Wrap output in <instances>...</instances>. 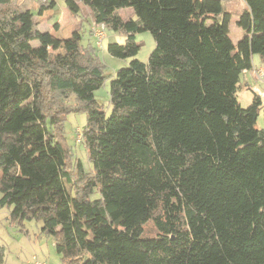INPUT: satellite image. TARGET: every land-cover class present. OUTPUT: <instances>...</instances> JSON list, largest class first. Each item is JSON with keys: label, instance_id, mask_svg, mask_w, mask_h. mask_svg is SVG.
I'll return each instance as SVG.
<instances>
[{"label": "trees", "instance_id": "16d2710c", "mask_svg": "<svg viewBox=\"0 0 264 264\" xmlns=\"http://www.w3.org/2000/svg\"><path fill=\"white\" fill-rule=\"evenodd\" d=\"M12 1L0 0V209L11 225L40 222L60 264H264V103L237 96L253 56L264 60V0L241 11L222 0H65L72 15L88 7L95 47L78 30L38 29ZM39 3V17L55 5ZM101 25L125 39L107 53L129 60L109 77L92 34ZM142 32L155 43L146 62L134 58ZM106 80L109 115L94 96ZM81 113L90 173L58 132ZM148 221L155 237L142 236Z\"/></svg>", "mask_w": 264, "mask_h": 264}, {"label": "rangeland", "instance_id": "374dc122", "mask_svg": "<svg viewBox=\"0 0 264 264\" xmlns=\"http://www.w3.org/2000/svg\"><path fill=\"white\" fill-rule=\"evenodd\" d=\"M40 1L44 0H13L12 5L16 9L27 10L34 14V20L37 22V28L42 31L49 32L53 37L57 39H68L70 34L74 30H78L81 35L82 46H87V44H92L94 46L93 40L89 38V28L91 26L90 11L88 7L81 6V10L77 15H72L65 6V0H53L55 5L52 10H48L42 13V15L36 16L38 8L40 6ZM47 1V0H46ZM227 9L239 10L242 7V0H222ZM117 14L122 18H133L132 11L130 9H121L117 11ZM236 18H232L229 22V36L231 40L236 43L242 35L241 30L236 25ZM58 24L56 28L54 25ZM106 38L103 40L102 47L99 48V55L104 65V76H112L114 73L128 65L127 60H121L111 57L107 51L106 47L109 43L123 44V38L121 35L115 34L110 30L105 31ZM135 42L139 45V51L134 57L135 59L146 62L149 54L155 47V43L152 35L149 32L138 33L135 36ZM95 47V46H94ZM252 69L251 71H245L240 75L239 78V89H238V101L242 107L249 105L252 99V94L256 93L260 96L261 101L264 103V80H258L253 72L258 69L264 71V60L258 56L254 55L252 58ZM108 81L106 80L102 87L94 92L96 101L104 108V111L109 115L111 111V106L109 104V94H108ZM68 105H73V99L67 101ZM86 122V115L81 114H69L66 116L64 122V131H58L59 136H64L66 139L67 148L70 149V163L79 162L82 164L84 170L90 173L92 165L87 160L86 148L83 145V140L77 143V135L81 133L82 127ZM258 127L262 125V114L260 113L258 120ZM69 146V147H68ZM98 195L95 194L92 198H97ZM25 230L28 231V235L18 233L20 238H42L43 248L47 249L50 253L48 259L49 264H60L59 258L56 252V241L51 236L41 235V223L30 221L24 223ZM15 230V228H14ZM16 232V231H14ZM157 234L156 229L151 221H148L143 226V237H155ZM1 238H6L0 232ZM47 261V260H46Z\"/></svg>", "mask_w": 264, "mask_h": 264}, {"label": "crops", "instance_id": "0c3cea01", "mask_svg": "<svg viewBox=\"0 0 264 264\" xmlns=\"http://www.w3.org/2000/svg\"><path fill=\"white\" fill-rule=\"evenodd\" d=\"M230 7L229 5V9H227L225 6L228 11H235L230 10ZM243 8L244 5L242 4L239 10L241 11ZM124 40L123 38V42ZM127 61L129 62V60ZM9 211L10 209L7 208L0 209V232L6 237H0V247L3 249L0 264H26L28 258L33 254L37 255L45 264H49L47 258H49L50 253L43 248L42 238H20L18 233L28 235V231L25 230L24 232L16 228L14 230L9 220ZM57 257L59 258L58 255Z\"/></svg>", "mask_w": 264, "mask_h": 264}, {"label": "built area", "instance_id": "2783aa9c", "mask_svg": "<svg viewBox=\"0 0 264 264\" xmlns=\"http://www.w3.org/2000/svg\"><path fill=\"white\" fill-rule=\"evenodd\" d=\"M92 34H93V38H94L96 47L101 48L103 40L106 38L105 27L103 25L94 27L92 29ZM253 75L258 80H264V71L261 68L258 70H255L253 72ZM76 142L77 143L82 142V134L81 133L77 135V141ZM26 264H45V263L43 261H41L37 255L33 254L28 258Z\"/></svg>", "mask_w": 264, "mask_h": 264}]
</instances>
